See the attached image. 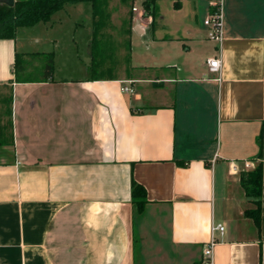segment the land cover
Wrapping results in <instances>:
<instances>
[{
    "label": "crops",
    "instance_id": "obj_1",
    "mask_svg": "<svg viewBox=\"0 0 264 264\" xmlns=\"http://www.w3.org/2000/svg\"><path fill=\"white\" fill-rule=\"evenodd\" d=\"M212 1L157 0L158 35L135 6L132 67L114 79L85 64L80 78L44 80L42 58L27 56L39 77L18 81L16 54L57 60L60 34L0 39V264H206L212 236V264H264V0H222L220 49L204 24ZM259 162L260 229L241 184Z\"/></svg>",
    "mask_w": 264,
    "mask_h": 264
},
{
    "label": "rangeland",
    "instance_id": "obj_2",
    "mask_svg": "<svg viewBox=\"0 0 264 264\" xmlns=\"http://www.w3.org/2000/svg\"><path fill=\"white\" fill-rule=\"evenodd\" d=\"M143 1L110 0L111 20L109 27L105 30L107 32L106 36L103 40L101 39L100 50L97 48L94 69L96 73L114 72L117 75H123L126 69L131 70V39L137 36L135 31L131 29L136 14L133 8L137 6L143 15ZM202 15L201 19L204 21V14ZM62 23L64 25L61 26ZM40 26H53L54 31L60 34L58 38L59 47H56L59 56L57 60L54 58V70L55 65L57 69L54 71L56 78H80L85 74V64H88L90 69L93 67L91 46L94 27L92 4L90 2L68 4L64 9L54 13L48 22H41L37 27H33V29L29 27L26 30L33 32ZM154 29L156 35L165 29L164 24L157 18ZM38 33L40 35V31ZM31 36V33H21L19 35L20 42L25 41L29 44L33 41ZM37 77H39L37 73L29 74V78Z\"/></svg>",
    "mask_w": 264,
    "mask_h": 264
},
{
    "label": "trees",
    "instance_id": "obj_3",
    "mask_svg": "<svg viewBox=\"0 0 264 264\" xmlns=\"http://www.w3.org/2000/svg\"><path fill=\"white\" fill-rule=\"evenodd\" d=\"M79 2H90L92 4L93 13V33L91 56L93 67H91L92 77L96 79H114L113 72L104 74L96 73L95 57L97 48L99 49L101 39L103 40L107 32L106 28L110 25L111 14L109 11L110 0H16L13 5L0 4V39H13L16 37L17 31L21 27H31L40 22H48L54 13L60 11L67 4H75ZM144 15L152 16L154 19L158 16L157 0L143 1ZM216 8L211 7L210 12ZM100 50V49H99ZM37 56L43 61L42 79L46 80L54 74V58L53 52L50 53H33L23 54L17 53L15 59V74L18 81H28L29 74H26L27 65L26 57ZM45 57V58H44ZM259 152L257 157H263L264 150V132L262 131L258 137ZM241 184L248 197L253 198L257 205L254 210L247 209L246 216L251 217L258 229L261 226V202L263 188V162H259L252 170L243 171L241 173ZM132 202L136 207L137 213L142 214L148 203L146 188L132 181Z\"/></svg>",
    "mask_w": 264,
    "mask_h": 264
},
{
    "label": "built area",
    "instance_id": "obj_4",
    "mask_svg": "<svg viewBox=\"0 0 264 264\" xmlns=\"http://www.w3.org/2000/svg\"><path fill=\"white\" fill-rule=\"evenodd\" d=\"M212 7L216 9L213 12H209V16L205 19L204 24L208 28V38L215 43L217 49H220L225 39L222 0H213ZM133 10L137 11V7H134ZM206 63L210 73L219 74L222 68L221 54L218 53L216 55L209 57ZM121 90L124 92H129V91L132 92L133 88L131 86H122ZM213 230L223 231L224 226L223 225L215 226ZM214 245H215V238L214 236H212V240L210 241V243L206 245V247L203 250V260L206 264H212Z\"/></svg>",
    "mask_w": 264,
    "mask_h": 264
}]
</instances>
